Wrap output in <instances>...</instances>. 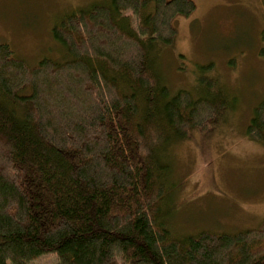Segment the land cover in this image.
I'll use <instances>...</instances> for the list:
<instances>
[{
	"label": "trees",
	"instance_id": "16d2710c",
	"mask_svg": "<svg viewBox=\"0 0 264 264\" xmlns=\"http://www.w3.org/2000/svg\"><path fill=\"white\" fill-rule=\"evenodd\" d=\"M193 0H109L52 25L64 58L27 64L0 40V264H264V219L178 237L172 165L161 150L218 124L216 79L172 92L157 46ZM260 54L264 56V49ZM212 65H208L211 68ZM264 145V99L246 127Z\"/></svg>",
	"mask_w": 264,
	"mask_h": 264
},
{
	"label": "rangeland",
	"instance_id": "374dc122",
	"mask_svg": "<svg viewBox=\"0 0 264 264\" xmlns=\"http://www.w3.org/2000/svg\"><path fill=\"white\" fill-rule=\"evenodd\" d=\"M109 0H0V40L34 65L64 58L52 25L65 12ZM177 15L169 46L153 49L169 89L194 93L216 79L230 103L218 124L191 129L161 150L172 165V211L166 225L181 237L200 230L236 232L264 219V145L246 127L264 99V0H193ZM208 65H212L208 68ZM29 264H55L45 253Z\"/></svg>",
	"mask_w": 264,
	"mask_h": 264
}]
</instances>
